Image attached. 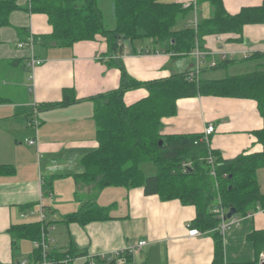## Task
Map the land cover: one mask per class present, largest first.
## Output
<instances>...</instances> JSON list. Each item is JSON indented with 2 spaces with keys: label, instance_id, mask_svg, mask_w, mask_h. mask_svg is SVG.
Listing matches in <instances>:
<instances>
[{
  "label": "crops",
  "instance_id": "1",
  "mask_svg": "<svg viewBox=\"0 0 264 264\" xmlns=\"http://www.w3.org/2000/svg\"><path fill=\"white\" fill-rule=\"evenodd\" d=\"M262 1L223 0V3L230 14H235L244 6L260 5ZM16 4L18 7L9 14L8 24L0 27V166L11 167L9 172H0V264L32 262L33 250L37 248L35 241L21 239L29 241L30 246H23L21 240L12 244L9 228L40 221V211L45 223L52 227L50 232L55 228L64 231L59 244L48 241V250L71 248L76 254L84 253L76 258L91 262L101 253L133 247L145 240L146 244L133 254L134 264H211L213 232L198 229V235L188 234L193 228L190 223L196 214L195 207L178 199L162 201L158 195H145L142 187L108 186L97 191L85 185L86 200L93 198L100 206L109 207L112 218L85 225L61 221L66 214L76 211L82 201L79 199V204L73 194V205L60 202L72 199L61 194L56 198L53 181H77L74 175L83 170L81 158L97 147L93 104L89 98L116 89L120 70L113 64L101 36L67 47H44L39 40L34 42L35 37L52 32L47 16L30 12L28 0H16ZM192 14L194 17L186 23L192 24L198 16H209L210 8L205 3L197 5ZM30 37L34 54L42 59L33 68L28 65ZM135 49L138 53L127 52L118 60L128 75L138 81L189 72L196 64L193 53L173 57L168 53L145 52L151 48ZM143 49L146 50L141 52ZM200 49L207 56L199 61L198 79H221L213 78L211 70H225L235 64L252 63L253 70L247 72L264 70V23L246 24L241 35L204 36ZM224 60L228 62L216 67ZM64 90L72 91L74 102L54 108L44 106L61 101ZM147 95V89L140 87L127 90L123 99L129 105ZM176 107L174 115L162 119L163 136L202 133L206 124L212 123L215 130L209 136L208 146L223 159L262 150L253 135L263 127L254 100L197 95L178 99ZM31 114L38 118L37 128L27 125ZM29 139H36V143L29 145ZM92 191L99 193L92 196ZM115 195H122L125 200L118 201ZM47 211L51 215L49 220ZM233 218L237 223L222 237L224 263L255 260L256 264H263L264 248L256 257L255 245L248 235L264 231V209ZM123 255L118 264H124Z\"/></svg>",
  "mask_w": 264,
  "mask_h": 264
},
{
  "label": "trees",
  "instance_id": "2",
  "mask_svg": "<svg viewBox=\"0 0 264 264\" xmlns=\"http://www.w3.org/2000/svg\"><path fill=\"white\" fill-rule=\"evenodd\" d=\"M204 3L209 6L210 15L198 16L196 27L185 23L180 28H175L177 18L193 12V8L183 7L176 0H112V28L104 26L97 0H28L27 9L45 14L52 27L50 34L35 37L34 42L39 40L44 47H67L77 41L101 36L113 64L120 70V83L116 89L89 98L93 104L97 147L81 158L83 170L74 175L77 182L91 185L97 191L108 186L142 187L145 195H158L162 201L178 199L184 205H193L196 214L190 226L213 232L214 258L211 264H256L255 260L224 263L223 234L214 209L219 206L227 212L234 208V217H245L259 208L264 209V195L257 181V170L264 167V70L221 79L190 80L188 72H183L138 81L128 75L118 60L127 52L138 53L133 47L137 39H151L154 45L153 50L143 49L141 52H162L179 57L190 54L196 47L202 48L204 36L241 35L246 24L264 23V0L260 5L244 6L235 14L226 10L223 0H197L198 5ZM17 7L16 0H0V27L8 24L9 14ZM225 62L228 61H220L216 67ZM140 87L146 88L148 95L125 104L124 93ZM197 95L254 100L263 127L253 135L262 150L223 159L205 141H199L202 133L163 136L160 133L162 119L176 113V101ZM74 101L72 91L64 90L61 101L44 106L54 108ZM209 155L213 157V166L207 161ZM145 164L155 168L153 174H145L142 169ZM9 171L11 167L0 166L1 173ZM109 211V207L100 206L89 198L61 221L85 225L111 219ZM49 224L43 220L12 225L9 228L12 244L21 239L38 241L42 227L46 229ZM248 238L255 245L257 257L264 248V231H254ZM46 254L51 264H61L60 261L66 258L72 264L77 256L84 255L76 254L71 248L48 250ZM38 260H41V250L35 248L31 261ZM123 260L124 264H134L130 253H124ZM85 264L89 261L86 260ZM94 264H114V260L107 263L94 257Z\"/></svg>",
  "mask_w": 264,
  "mask_h": 264
},
{
  "label": "built area",
  "instance_id": "3",
  "mask_svg": "<svg viewBox=\"0 0 264 264\" xmlns=\"http://www.w3.org/2000/svg\"><path fill=\"white\" fill-rule=\"evenodd\" d=\"M178 2H180L182 4L183 7H192L193 11L196 12V8H197V0H176ZM192 25L194 27H196V20L192 23ZM24 43H19V46H23ZM28 48H29V60H28V65L33 68L37 65H39L42 62V59H40L39 57H37L34 52H33V39L32 37L29 38L28 42H27ZM191 53H193L196 57V64L193 67V69L191 71L188 72V78L190 80L192 79H198V75H199V68H200V59L207 56V52L201 50L200 48L196 47ZM215 62H212V65H214ZM38 118L36 117V115L31 114L30 118L27 119V125L32 126L34 128H37L38 126ZM215 128L214 125L212 123H207L206 126L203 129L202 132V137L199 139V141H205L208 144V139L209 136L212 135V133L214 132ZM27 143L29 145H33L36 143V139H29L27 140ZM207 161L208 163L211 164V166H213V157L211 155H209L207 157ZM212 175H214V171H211ZM214 211L216 212V214L218 215L219 219H220V224H219V230L222 234H224V232L232 225L237 223V220H235L233 218V216L230 219H226V211H224L221 207H216L214 209ZM44 220V214L43 211H40V221ZM50 225L48 227H46V229H44L42 227V232H41V237L38 241L34 242L35 247L39 248L41 250V260L35 261V262H28L26 260H22L16 264H51V260L47 257V250H48V235L50 233ZM189 235H198L199 231L196 228H192L188 231ZM146 244L145 240H141L137 243V245L133 246V247H128V248H122L119 250H114L110 253H101L98 255V257L101 260L106 261L107 263L110 261H116V264H118L117 260L120 259L121 255L123 253H130V254H134L136 252V250H138L140 247H142L143 245ZM264 258L262 257V260ZM61 264H71V261L69 258L66 259H62ZM89 264H94V261L92 260L91 262L89 261Z\"/></svg>",
  "mask_w": 264,
  "mask_h": 264
},
{
  "label": "rangeland",
  "instance_id": "4",
  "mask_svg": "<svg viewBox=\"0 0 264 264\" xmlns=\"http://www.w3.org/2000/svg\"><path fill=\"white\" fill-rule=\"evenodd\" d=\"M111 1L112 0H97V5L102 10L103 23H104V26L106 28L114 27V19L112 17V13H111ZM160 1L170 2L173 0H160ZM192 13L193 12H188L184 17L179 16L176 20L175 28H180V27L184 26V24L188 20H191L194 17V15ZM133 45L135 48L143 47V48H149V49L151 48L152 49V47H154V45L152 44V42L149 39H137L136 41H134ZM250 70H253L252 63L251 64L250 63H247V64L244 63V64L232 65V66L226 68L225 70H223V69H217L216 71L211 70L212 72H210L209 74H212L213 78H222L226 75L236 74V73H240V72L241 73L247 72ZM145 165L142 166V169L144 170L145 174L146 175L153 174L155 171V168L151 164H148L147 166H145ZM147 167H149L152 170L151 171L152 173H149ZM257 181L260 184L261 191L264 192V167L257 170ZM53 186H54L55 197L57 195L56 198H58L60 194L63 195L64 198H66V197L68 198L69 196L71 197L72 200H69L70 202L68 200H64V199L62 201H60V202H63L66 206H68L70 204L73 205V203H74L73 202V196L74 195L78 199V201H79V199H80V201H84L87 198V195H86L87 189L80 182L64 181L62 179H57L56 181H53ZM96 193H99V192H97V191L91 192L92 196H94ZM121 196L122 195H115V197L118 201H120L121 198L123 199V197H121ZM49 199H50V196H49ZM123 200H125V198ZM80 201L78 202L79 204H80ZM121 203H123V201ZM78 208L79 207H77V209ZM50 218H51V215L47 211L46 219L49 220ZM57 229H58V231L55 228V230L53 232H50L48 235L49 242L51 244L52 243L53 244H59V242H60L59 237L61 236V234H63V236H64V231H62V228L61 229L57 228ZM21 241H23V240H21ZM25 245L30 246L29 241L24 240L23 246H25ZM72 264H85V261L82 259H79V258H75L73 260Z\"/></svg>",
  "mask_w": 264,
  "mask_h": 264
},
{
  "label": "water",
  "instance_id": "5",
  "mask_svg": "<svg viewBox=\"0 0 264 264\" xmlns=\"http://www.w3.org/2000/svg\"><path fill=\"white\" fill-rule=\"evenodd\" d=\"M159 143H161V140L159 141ZM236 213L234 208H230L227 213H226V219H230L232 216H234ZM264 264V263H263Z\"/></svg>",
  "mask_w": 264,
  "mask_h": 264
}]
</instances>
